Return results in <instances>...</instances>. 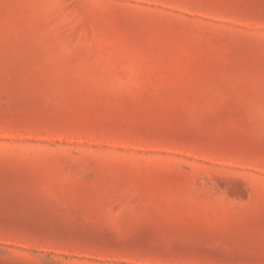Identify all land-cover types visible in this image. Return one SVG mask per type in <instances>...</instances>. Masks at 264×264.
<instances>
[{"label": "rangeland", "instance_id": "rangeland-1", "mask_svg": "<svg viewBox=\"0 0 264 264\" xmlns=\"http://www.w3.org/2000/svg\"><path fill=\"white\" fill-rule=\"evenodd\" d=\"M0 264H264V0H0Z\"/></svg>", "mask_w": 264, "mask_h": 264}]
</instances>
